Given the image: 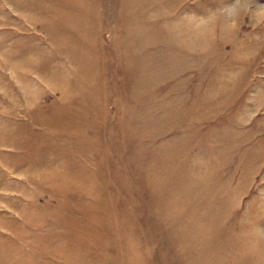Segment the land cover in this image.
<instances>
[{
  "label": "rangeland",
  "instance_id": "374dc122",
  "mask_svg": "<svg viewBox=\"0 0 264 264\" xmlns=\"http://www.w3.org/2000/svg\"><path fill=\"white\" fill-rule=\"evenodd\" d=\"M0 264H264V0H0Z\"/></svg>",
  "mask_w": 264,
  "mask_h": 264
},
{
  "label": "clouds",
  "instance_id": "9594fccd",
  "mask_svg": "<svg viewBox=\"0 0 264 264\" xmlns=\"http://www.w3.org/2000/svg\"><path fill=\"white\" fill-rule=\"evenodd\" d=\"M240 0H236V3L239 4ZM246 10V9H245ZM239 13H237L238 15ZM235 25V20L233 19L231 22H230V25L229 26H234Z\"/></svg>",
  "mask_w": 264,
  "mask_h": 264
}]
</instances>
